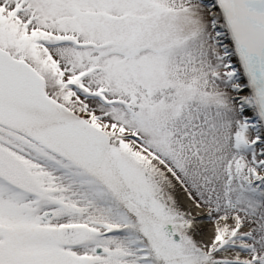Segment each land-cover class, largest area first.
Returning a JSON list of instances; mask_svg holds the SVG:
<instances>
[{
	"label": "snow or ice",
	"instance_id": "6c2138e0",
	"mask_svg": "<svg viewBox=\"0 0 264 264\" xmlns=\"http://www.w3.org/2000/svg\"><path fill=\"white\" fill-rule=\"evenodd\" d=\"M0 264H264V0H0Z\"/></svg>",
	"mask_w": 264,
	"mask_h": 264
}]
</instances>
